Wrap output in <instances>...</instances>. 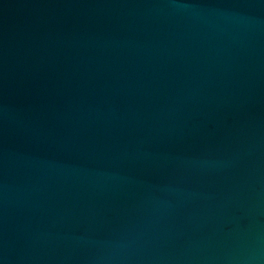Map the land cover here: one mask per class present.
I'll list each match as a JSON object with an SVG mask.
<instances>
[{"label":"water","instance_id":"1","mask_svg":"<svg viewBox=\"0 0 264 264\" xmlns=\"http://www.w3.org/2000/svg\"><path fill=\"white\" fill-rule=\"evenodd\" d=\"M0 264H264V0H0Z\"/></svg>","mask_w":264,"mask_h":264}]
</instances>
